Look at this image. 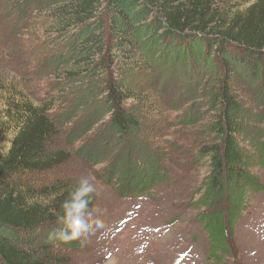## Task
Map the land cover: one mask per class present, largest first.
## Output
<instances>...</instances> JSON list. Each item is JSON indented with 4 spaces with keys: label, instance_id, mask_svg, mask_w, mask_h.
Returning <instances> with one entry per match:
<instances>
[{
    "label": "rangeland",
    "instance_id": "obj_1",
    "mask_svg": "<svg viewBox=\"0 0 264 264\" xmlns=\"http://www.w3.org/2000/svg\"><path fill=\"white\" fill-rule=\"evenodd\" d=\"M69 1L0 0V154L16 136L15 122L5 125L8 104L47 109L57 120L48 151L69 160L51 171L19 172L10 181L39 189L89 177L97 189L93 210L108 233L85 234L69 248L49 241V231L59 226L50 224L29 233L25 247L41 253L47 246L72 264H264V190L248 198L228 229L231 251L219 260L211 256L201 223L208 212L198 205L210 174L199 150L209 142L205 130L221 107L214 101L224 84L244 115V145L264 141L262 73L232 49L222 54L204 43L174 49L131 27L141 66L119 61L114 74L131 96L124 107L136 128L120 138L111 127L106 76L77 68L83 39L57 20L58 8ZM254 2L232 3L237 13ZM252 173L264 188V170Z\"/></svg>",
    "mask_w": 264,
    "mask_h": 264
},
{
    "label": "trees",
    "instance_id": "obj_2",
    "mask_svg": "<svg viewBox=\"0 0 264 264\" xmlns=\"http://www.w3.org/2000/svg\"><path fill=\"white\" fill-rule=\"evenodd\" d=\"M232 2L70 0L58 8L59 25L78 30L77 36L83 39L77 49L81 57L77 68L86 75L100 71L106 76L113 134L123 138L136 128L124 107L131 96L114 74L119 61L135 68L141 66L135 51L138 42L127 33L131 27L143 28L161 45L174 49L198 43L217 46L222 54L232 49L241 63L257 69L264 77V0H256L245 12L237 13ZM214 103L221 107L205 130L209 142L199 150L210 174L201 187L198 205L208 212L201 223L210 236L211 256L219 260L231 251L228 229L246 208L248 198L264 190L252 173L254 168L264 170V141L250 139V149L244 145V115L226 84ZM48 113L44 107L29 102H11L5 112V125L15 122L17 128L9 152L0 154V264H72L64 255L48 253L47 246L42 245L41 253L32 252L25 247L30 240L24 239L45 225H57L61 203L75 184L63 182L35 189L10 181L19 172L51 171L69 160L64 152L48 151L49 140L57 133V120ZM93 206L94 201L90 207ZM78 242L57 244L74 248Z\"/></svg>",
    "mask_w": 264,
    "mask_h": 264
},
{
    "label": "clouds",
    "instance_id": "obj_3",
    "mask_svg": "<svg viewBox=\"0 0 264 264\" xmlns=\"http://www.w3.org/2000/svg\"><path fill=\"white\" fill-rule=\"evenodd\" d=\"M97 189L89 177H81L61 203V214L57 217L56 228L48 233L52 242L65 244L81 239L85 234L106 236L108 230L103 219L95 215L90 205Z\"/></svg>",
    "mask_w": 264,
    "mask_h": 264
}]
</instances>
